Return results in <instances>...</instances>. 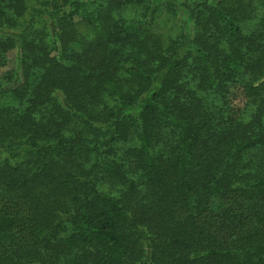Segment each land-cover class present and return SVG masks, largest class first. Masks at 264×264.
Segmentation results:
<instances>
[{
	"label": "trees",
	"instance_id": "1",
	"mask_svg": "<svg viewBox=\"0 0 264 264\" xmlns=\"http://www.w3.org/2000/svg\"><path fill=\"white\" fill-rule=\"evenodd\" d=\"M15 48L0 264H264V0H0Z\"/></svg>",
	"mask_w": 264,
	"mask_h": 264
},
{
	"label": "rangeland",
	"instance_id": "2",
	"mask_svg": "<svg viewBox=\"0 0 264 264\" xmlns=\"http://www.w3.org/2000/svg\"><path fill=\"white\" fill-rule=\"evenodd\" d=\"M184 17L185 16H180L179 21L184 20L185 19ZM176 21H178V20H176ZM173 24H174V21H167V23H165V24H163V26H161L159 31L166 34L167 32H169V30ZM18 58H19V50L17 48L11 50L8 54L7 65L6 66H0V76H3L5 74V72L8 70L15 69L18 65ZM235 102L238 105L242 104L243 98H242V95H240V93H239V96Z\"/></svg>",
	"mask_w": 264,
	"mask_h": 264
}]
</instances>
